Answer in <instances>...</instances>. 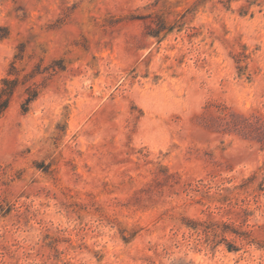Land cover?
Wrapping results in <instances>:
<instances>
[{
  "label": "rangeland",
  "instance_id": "obj_1",
  "mask_svg": "<svg viewBox=\"0 0 264 264\" xmlns=\"http://www.w3.org/2000/svg\"><path fill=\"white\" fill-rule=\"evenodd\" d=\"M3 79L0 264H264V0H0Z\"/></svg>",
  "mask_w": 264,
  "mask_h": 264
},
{
  "label": "trees",
  "instance_id": "obj_2",
  "mask_svg": "<svg viewBox=\"0 0 264 264\" xmlns=\"http://www.w3.org/2000/svg\"><path fill=\"white\" fill-rule=\"evenodd\" d=\"M3 87L0 88V118L8 108L10 98L16 88L17 81L10 79L2 80ZM35 96L28 98V102Z\"/></svg>",
  "mask_w": 264,
  "mask_h": 264
}]
</instances>
